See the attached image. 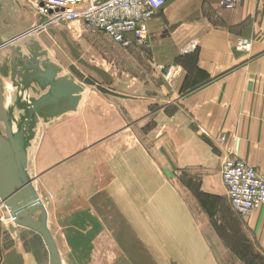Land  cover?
Returning <instances> with one entry per match:
<instances>
[{"label": "rangeland", "instance_id": "1", "mask_svg": "<svg viewBox=\"0 0 264 264\" xmlns=\"http://www.w3.org/2000/svg\"><path fill=\"white\" fill-rule=\"evenodd\" d=\"M225 18L214 21L226 25ZM14 41L20 54L37 55L42 64L46 51L88 92L77 112L40 121L30 151V174L62 264H264V237L246 229L249 215L233 209L222 179L232 156L264 175V133L253 135L242 124L264 117V95L230 93L235 86H264L263 77L229 78L233 64L218 58L219 68L210 72L221 73L220 91L206 95L199 110H167L169 96L152 89L148 57L154 45L139 47L140 66L124 62L121 55L132 48L85 31L79 22L49 23L22 0H0V47ZM189 49L181 64L194 82L206 83L196 44ZM10 52V45L0 51L9 74ZM122 73L137 76L139 87L120 86L130 80H120ZM22 81L6 78V99L30 107L45 92ZM35 220L42 222V211Z\"/></svg>", "mask_w": 264, "mask_h": 264}, {"label": "crops", "instance_id": "2", "mask_svg": "<svg viewBox=\"0 0 264 264\" xmlns=\"http://www.w3.org/2000/svg\"><path fill=\"white\" fill-rule=\"evenodd\" d=\"M217 2L219 0H167L163 7L168 5L167 10L162 9L150 23L152 45L155 48L152 49V57H148V64L152 70V83L157 87L152 89L155 93L163 94V99L164 96H169V99L163 100L167 110L182 107L199 110L206 95L220 91L221 86L217 85L216 79L221 73L215 75L210 70L219 68L221 58L222 61L233 64L228 69L233 68L235 71L229 78L249 75L264 78V0H241L230 10L223 7L217 10L214 6ZM225 17L226 25H219V21H214ZM173 18L177 19L176 23L172 21ZM194 36H197L196 42L192 41ZM242 39L247 42L248 50L236 48L238 41ZM194 44L197 46V67L202 78L208 77L206 83L194 82L195 77L180 61L182 56L191 52L189 48ZM167 45L173 49L167 51ZM138 52L139 47H132L130 53L121 55V61L125 62L127 59L140 66L144 57ZM222 54L225 56L221 57ZM165 69L167 72L171 71L169 76L163 73ZM125 76H129L130 80L121 82L124 85L120 86L127 90L139 87L140 81L135 83L137 76L122 73L119 77L118 74L122 81ZM230 93L264 95V86H235ZM173 95V98L170 97ZM152 101L156 102L153 97ZM239 123L237 120L231 124ZM242 124L248 125L250 132H254L253 135L257 132L264 133L263 116ZM7 214L6 221L10 222L4 224L0 231V264H50V254L42 236L32 229L16 224L8 211ZM243 222L251 234L264 237L263 209L254 211Z\"/></svg>", "mask_w": 264, "mask_h": 264}, {"label": "water", "instance_id": "3", "mask_svg": "<svg viewBox=\"0 0 264 264\" xmlns=\"http://www.w3.org/2000/svg\"><path fill=\"white\" fill-rule=\"evenodd\" d=\"M16 42L0 47L1 51L10 45L12 65L9 74L7 55H1L4 65L0 66V200L16 224L42 236L50 254V264H62L58 248L48 230L47 215L34 186L35 180L30 174V151L40 121L47 123L77 112L84 99L85 88L50 60L46 51L42 53V64L37 60V55L29 58L20 54L22 47ZM34 48L37 51L42 49L37 41H34ZM9 75L11 82L19 77L23 79L21 86L27 88L34 83L45 94L39 99H32L30 107L23 105L20 98H16L17 94L14 102L8 103L6 78ZM37 211L43 212L42 222L35 220Z\"/></svg>", "mask_w": 264, "mask_h": 264}, {"label": "built area", "instance_id": "4", "mask_svg": "<svg viewBox=\"0 0 264 264\" xmlns=\"http://www.w3.org/2000/svg\"><path fill=\"white\" fill-rule=\"evenodd\" d=\"M34 7L49 23L58 25L79 22L85 31L107 36L125 49L150 47V22L167 0H22ZM241 0H219L221 7L233 9ZM241 50L249 49L245 39ZM171 71H169L170 73ZM169 73L167 76H169ZM222 179L233 209L248 216L264 206V175L250 169L232 156L224 161ZM5 207L0 204V230L5 222Z\"/></svg>", "mask_w": 264, "mask_h": 264}, {"label": "bare ground", "instance_id": "5", "mask_svg": "<svg viewBox=\"0 0 264 264\" xmlns=\"http://www.w3.org/2000/svg\"><path fill=\"white\" fill-rule=\"evenodd\" d=\"M1 62H2V58H1V54H0V65H1ZM44 211H45V209H44ZM46 212V211H45ZM47 214V213H46Z\"/></svg>", "mask_w": 264, "mask_h": 264}]
</instances>
